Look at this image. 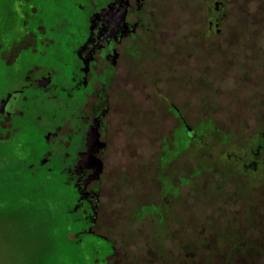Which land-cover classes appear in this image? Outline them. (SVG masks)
Segmentation results:
<instances>
[{
    "label": "flooded vegetation",
    "instance_id": "1",
    "mask_svg": "<svg viewBox=\"0 0 264 264\" xmlns=\"http://www.w3.org/2000/svg\"><path fill=\"white\" fill-rule=\"evenodd\" d=\"M152 3L0 0V193L11 195L25 183L50 185L57 196H53L54 202L46 203L67 231V238L73 244L84 237L91 239L89 264H130L127 255L117 256L116 245L108 235L95 231L100 211L107 213L110 205L100 184L115 172V165L109 171L108 162L118 159L128 119H136L144 110L174 120L172 137L162 139L157 159L158 179L163 177L164 183L168 182L166 168L190 146L196 151L207 146L200 115L214 106L203 105L202 99L208 93L216 95L219 80L210 78L209 90L201 70L195 77H178L171 69L174 60L165 66L164 55L159 62L155 58L153 71L144 70L140 42L155 31L149 19ZM222 6L215 2L208 11L212 26L218 24ZM213 50L218 53V46ZM166 70L168 77H162ZM139 77H149L145 93L150 99L148 105L140 103L144 88ZM190 88H194L193 96L186 94ZM123 94L129 97L130 105L123 104ZM186 113L196 114L198 121L190 124ZM166 150L172 156L162 164ZM215 151L219 162L223 154L219 148ZM233 154L234 159L227 162H233L239 173L249 177L252 181L248 183L255 189L263 185L264 125L249 136L243 151ZM173 189L174 193L163 190V198L174 195L177 189ZM4 206L0 201V210ZM147 211L161 217L153 205ZM73 228L75 233L70 232ZM208 241L221 247L202 251L208 257L252 254L233 245L236 241L243 246L245 239ZM165 253L160 251V257ZM136 260L131 263L138 264Z\"/></svg>",
    "mask_w": 264,
    "mask_h": 264
},
{
    "label": "rangeland",
    "instance_id": "2",
    "mask_svg": "<svg viewBox=\"0 0 264 264\" xmlns=\"http://www.w3.org/2000/svg\"><path fill=\"white\" fill-rule=\"evenodd\" d=\"M213 2L223 5L215 26L209 23L208 12ZM149 19L155 31L140 42L145 71H153L155 58L164 55L165 66L174 60L171 69L178 77H195L201 70L208 88L210 78L219 80L216 95L208 93L202 99L203 105L214 106L200 115L207 146L202 151L190 146L166 168L164 183L163 177L158 179L157 159L162 139L172 137L174 120L144 110L128 119L118 159L108 162L109 171L115 165V172L100 184L110 205L107 213L100 211L95 231L108 235L117 256L127 255L130 264H135L134 258L138 264L230 263L235 258L201 254L220 247L208 240L245 239L243 246L233 243L245 250L257 249L264 241V184L255 189L249 177L227 162L264 125V0H153ZM139 79L144 88L140 103L148 105L149 77ZM193 89L186 90L187 96H193ZM122 98L124 105H130L126 94ZM186 118L192 125L199 119L194 113H186ZM216 148L223 154L219 162ZM171 156L166 150L161 163H168ZM172 186L176 193L164 199V191L174 193ZM52 192L50 185L38 182L23 184L12 196L0 193L5 202L0 210V264H89L91 239L73 244L67 238L46 203L55 201ZM149 205L160 210L162 219L147 211ZM163 250L165 256L160 257ZM254 264H264V252Z\"/></svg>",
    "mask_w": 264,
    "mask_h": 264
},
{
    "label": "trees",
    "instance_id": "3",
    "mask_svg": "<svg viewBox=\"0 0 264 264\" xmlns=\"http://www.w3.org/2000/svg\"><path fill=\"white\" fill-rule=\"evenodd\" d=\"M261 242H262V243H260V244H262L261 247H264V241H261ZM261 247H259L257 249H250L252 254L248 257H234L235 258V260H233L234 262L232 261L229 263L227 261L224 264H226V263H228V264H254L255 260L260 256V253L264 252V248H261Z\"/></svg>",
    "mask_w": 264,
    "mask_h": 264
}]
</instances>
